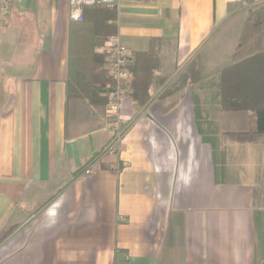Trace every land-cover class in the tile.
I'll return each mask as SVG.
<instances>
[{"label": "crops", "instance_id": "obj_1", "mask_svg": "<svg viewBox=\"0 0 264 264\" xmlns=\"http://www.w3.org/2000/svg\"><path fill=\"white\" fill-rule=\"evenodd\" d=\"M252 5L260 67L237 79ZM68 9L14 3L0 33V264H264V133L224 138L255 133L264 110V0H120L81 22ZM113 34L135 73L118 154L98 58Z\"/></svg>", "mask_w": 264, "mask_h": 264}, {"label": "built area", "instance_id": "obj_2", "mask_svg": "<svg viewBox=\"0 0 264 264\" xmlns=\"http://www.w3.org/2000/svg\"><path fill=\"white\" fill-rule=\"evenodd\" d=\"M23 0H0V33L9 23L10 12L14 3L21 4ZM120 0H68V17L75 22L83 21V9L94 4L114 7ZM107 56L106 71L110 78L105 86L106 94V120L110 127L112 136L106 147L109 154H118L124 131L125 120L121 116L120 105L122 99L127 95L131 74L129 71L132 62L130 51L121 44L117 34L110 35L102 48ZM85 173H90L88 168ZM123 219L122 217H119Z\"/></svg>", "mask_w": 264, "mask_h": 264}, {"label": "trees", "instance_id": "obj_3", "mask_svg": "<svg viewBox=\"0 0 264 264\" xmlns=\"http://www.w3.org/2000/svg\"><path fill=\"white\" fill-rule=\"evenodd\" d=\"M245 1L247 2V0ZM89 7L101 8L104 6L99 4H94L92 6L85 7L83 9V19H84L85 10L86 8ZM228 9L230 11L232 10V8L230 9V7H228ZM240 14L244 16L246 27H244V30L240 35V39L233 54V61L235 63L233 66H229L228 73L233 71L235 73L233 78L240 79L241 78L240 67L243 65L246 68V72H247L246 77L252 80L253 78L255 79L257 77L258 75L257 67L258 66L260 67V62H261L260 49H261V42L263 36L262 8L259 5H252L241 10ZM107 38L104 40L103 44L106 42ZM101 54L100 57L98 58H100L102 62H105V60H107V56L103 52ZM129 71L131 76L135 75V73L131 69V65L129 67ZM229 74L228 76L226 75V78L231 76ZM135 78H137V76H135ZM109 80L110 78L106 72L105 81L109 82ZM178 90H180V83H174L172 89H169L166 92H164L160 96V98H164L165 96L167 97L176 94ZM103 100L106 103L107 101L106 95L103 96ZM173 104L174 101H170L168 105L171 106ZM162 109H166V108H162ZM263 133H264V110L258 109L255 111V133L249 134V133L228 132L224 134V138L241 143L253 139L257 140L259 136L262 135Z\"/></svg>", "mask_w": 264, "mask_h": 264}, {"label": "rangeland", "instance_id": "obj_4", "mask_svg": "<svg viewBox=\"0 0 264 264\" xmlns=\"http://www.w3.org/2000/svg\"><path fill=\"white\" fill-rule=\"evenodd\" d=\"M102 87V86H101ZM104 92H105V90H104Z\"/></svg>", "mask_w": 264, "mask_h": 264}]
</instances>
